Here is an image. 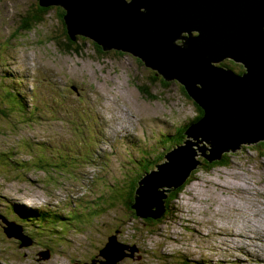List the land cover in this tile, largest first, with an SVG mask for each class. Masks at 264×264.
Instances as JSON below:
<instances>
[{
    "label": "rangeland",
    "instance_id": "1",
    "mask_svg": "<svg viewBox=\"0 0 264 264\" xmlns=\"http://www.w3.org/2000/svg\"><path fill=\"white\" fill-rule=\"evenodd\" d=\"M38 6L0 0V207L37 243L20 248L0 230V264H86L119 229L144 250L140 264H264V147L195 174L163 222L133 216L123 198L196 116L194 102L174 81L151 85L153 71L128 53L102 54L88 39L69 47L61 7L32 23ZM28 208L47 217L25 218Z\"/></svg>",
    "mask_w": 264,
    "mask_h": 264
},
{
    "label": "water",
    "instance_id": "2",
    "mask_svg": "<svg viewBox=\"0 0 264 264\" xmlns=\"http://www.w3.org/2000/svg\"><path fill=\"white\" fill-rule=\"evenodd\" d=\"M39 5L66 10L72 40L80 34L105 51L129 53L164 80L178 82L204 113L187 127V140L138 182L132 205L137 217L161 219L169 194L199 168V157L221 161L244 144L264 141V0H39ZM226 59L247 71L239 75L218 65ZM5 223L8 238L20 240L21 248L33 245L15 222ZM117 233L99 251L102 260L86 264H121L139 253L136 244L119 242ZM49 251L40 260H49Z\"/></svg>",
    "mask_w": 264,
    "mask_h": 264
},
{
    "label": "trees",
    "instance_id": "3",
    "mask_svg": "<svg viewBox=\"0 0 264 264\" xmlns=\"http://www.w3.org/2000/svg\"><path fill=\"white\" fill-rule=\"evenodd\" d=\"M50 9L51 8H42V7H39L38 6L36 8V11L32 14V16H30V19L32 18L31 19V22L32 23L33 22H36V21L41 22V14L50 12ZM66 13H67L66 10H64L63 8L59 9L58 15H59L62 23H64L63 17H65V14ZM26 26H27V24H26ZM25 28H27V27H25ZM63 29H64V31L66 33V36H67L68 40H69V43H70L71 48L72 47H75V49H77L78 46H76V43H78L80 39H88L86 36H83V35L78 34V35H76V40H72L71 37L68 34V30H67V26L66 25H65V27ZM195 34H198V33L196 32ZM88 40H90V39H88ZM94 46L100 52H102L103 54H105V52H109V51L110 52L111 51H119V50H115V49L105 51L103 49V47L97 46L95 43H94ZM102 50H104V52ZM70 52L77 53L78 54V50L77 51L76 50H70ZM120 52H122V51H119V53ZM139 60H140V58H139ZM140 61H141L142 65L144 67H147L142 60H140ZM231 63H232V65L234 67H236L239 70V75H242L245 71H247L246 68L243 71V68L241 66H239L238 64H235L234 62H231ZM147 68H149V67H147ZM149 69L152 70L151 68H149ZM152 71H153V74H154L153 77H151V78L150 77H147L151 85L153 83H161L164 86V88H169L170 87V85H171L170 82L171 81L164 80V78L161 75H159L157 71H155V70H152ZM174 82L175 83H178L176 81H174ZM137 88H138L139 92L142 94V96H144L146 99H148V100H156V99H158V95L152 94V92H151V86L142 84V85H137ZM181 90H182V93L184 94V96L188 100H191L190 97H189V95L187 94V92H186V90H185V88L183 86L181 87ZM8 101H9L8 103L10 104V99H8ZM24 102H25V104H27L26 103L27 102L26 99L24 100ZM194 106H195V109H196V116L193 119L187 121L185 124H183V125H181V126L178 127L176 133L173 135V139L176 142H175V144H171L172 147H174L175 145H180L181 143H183L184 140H185L184 132H185L186 128L191 123L196 122L197 120H200L202 118V116L204 115L203 111L201 110V108H200V106L198 104L194 103ZM24 107L26 108V106H24ZM10 108L11 107H7L5 109H8L9 110ZM0 113L4 114V110L3 109H0ZM245 146H249V144H245ZM260 147H264V142H262V143H260V144H258L256 146V148H260ZM199 160L201 161V164L199 165L200 169L197 170V171H195V172H193L192 177L189 178L183 185H181V186H179L177 188H173L172 194L169 197V198H172L171 200H174V199L178 198V196L184 191L185 187L192 182L193 177L198 172L203 171V172H206V173H210L216 167H219V166H228L231 163L230 160L227 159V154H225L224 157H223V159H222V161H219V162H209L206 158H203V157L202 158L199 157ZM141 175L142 174H140L138 176L137 180L140 179ZM137 180L135 181L134 185L131 187L130 191H128L127 196L125 198H123V200L125 202V206L128 208V211H130L131 206L134 204L133 197H134V194H135V188L137 187ZM171 200H169V201H171ZM167 205H168V201H167ZM26 210L27 211L25 213V218H33V217H42V218H44V217H47L46 216V213L44 211H37V210H31V209H26ZM131 212H132L133 216L136 215V214H134V212L132 210H131ZM29 215H31V216H29ZM167 215H165V217L162 220H159V222H163V220L165 218H168ZM143 222H146V221L143 220ZM150 222H151L150 225L154 224L152 221H150ZM33 224L35 225L36 222H34ZM114 231H113L114 234L116 232H118L117 233V238H118V235L121 234L120 229L119 230H114Z\"/></svg>",
    "mask_w": 264,
    "mask_h": 264
},
{
    "label": "flooded vegetation",
    "instance_id": "4",
    "mask_svg": "<svg viewBox=\"0 0 264 264\" xmlns=\"http://www.w3.org/2000/svg\"><path fill=\"white\" fill-rule=\"evenodd\" d=\"M68 46L71 47L70 44H69ZM158 159H159V160H162L163 157L160 156ZM155 165H156V163L153 164V166H151V167L149 168V170L153 169ZM143 175H144V174H143ZM143 175H142V176H143ZM142 176H141V177H142ZM136 179H137V178H135V179L133 180V184L131 185V187L134 185ZM139 180H140V179H139ZM139 180H137V183H138ZM170 205H171V201H169V199H168V205H167V206H168V209H167V213H168V211H169V209H170ZM11 211L14 212V213H13V216L17 218L18 216L16 215V209H15V207H13V209H12ZM149 220H151V219H149ZM7 221H14V219H13L9 214H7L6 212H4V211L2 210V208L0 207V230H3V232H4V228L7 227V225H6V223H5V222H7ZM114 232H115V231H114ZM114 232L111 233L108 237H110L111 235H113ZM120 232H121V230H120ZM4 234H5V232H4ZM5 235H6V234H5ZM6 236H7V235H6ZM122 236H123V234H119V235H118V241H119V242L124 243V244H130V245H134V244H135L134 242H132V243H126L125 241L122 240ZM108 237H107V239H108ZM107 239H106V241H107ZM33 240H34V239H33ZM16 241H17V243H19L18 240H16ZM106 241H105V243H106ZM20 243H21V241H20ZM105 243H104V245H105ZM36 244H37V243H36V241L34 240V244H33L32 246H30V247H34ZM104 245H103V246H104ZM103 246H101V244H100V248H99V250H100ZM99 250H98V252H99ZM98 252H97V253H98ZM97 253L94 254L93 256H91V259H94L95 257H97ZM139 255L141 256V259H137V257H129V258H126V259L123 261V263H121V264H128V263H136V264H140V263L142 262V259H143L142 256H144V250H143L141 247H139ZM139 255H138V256H139Z\"/></svg>",
    "mask_w": 264,
    "mask_h": 264
},
{
    "label": "clouds",
    "instance_id": "5",
    "mask_svg": "<svg viewBox=\"0 0 264 264\" xmlns=\"http://www.w3.org/2000/svg\"><path fill=\"white\" fill-rule=\"evenodd\" d=\"M41 7V6H40ZM43 8V7H42ZM92 41V40H91ZM96 44V43H95ZM97 45V44H96ZM98 46V45H97ZM95 47V46H94ZM96 48V47H95ZM99 51V50H98ZM103 52H104V50H102ZM100 52V51H99ZM110 52V51H109ZM100 53H102V52H100ZM106 53V52H105ZM123 53H126V52H123ZM103 54V53H102ZM129 54V53H128ZM135 57V56H134ZM135 58H137V57H135ZM138 59V58H137ZM231 62H234L235 64H238L237 62H235L234 60H232V59H228V60H226V61H223L222 63H219L218 65L219 66H221V67H224L225 69H232L235 73H237V74H239V70L236 68V67H234L233 65H232V63ZM239 66H241L242 68H243V71H244V69H245V67H244V65L243 64H238ZM191 99V98H190ZM192 100V99H191ZM193 101V100H192ZM198 121V120H197ZM196 121V122H197ZM187 129V128H186ZM262 142H264V141H262ZM262 142H259V143H257V144H251V145H249V146H252V145H255V146H253V147H256L258 144H260V143H262ZM181 144H183V143H181ZM180 144V145H181ZM178 146V145H177ZM245 146V144L241 147V149L243 148ZM174 147H176V146H174ZM174 147H170V148H167L168 149V151H170V150H172ZM240 149V150H241ZM240 150H238V151H240ZM238 151H236V152H238ZM166 152L167 151H163L162 152V157H163V159L160 161V160H158V162H154V163H152L150 166H148V165H145V166H148V167H151V166H153V164H155L156 163V165H158V164H161V163H163V162H165L166 161V159H165V155H166ZM231 153H235V152H228V153H225V154H231ZM215 162H218V161H215ZM156 165L154 166V168L153 169H151V170H148V171H146L145 173H143L141 176L142 177H140V180L146 175V173H149V172H151L152 170H154V169H156ZM200 169V167L198 168V169H196V170H194L193 172H195V171H197V170H199ZM193 172H192V174H193ZM192 174H191V177H192ZM140 175V173H138L137 174V176H139ZM190 177V178H191ZM194 178V177H193ZM137 180V179H136ZM139 180V181H140ZM138 181V182H139ZM137 186H138V183H137ZM188 186V185H187ZM186 186V187H187ZM185 187V188H186ZM137 188V187H136ZM135 188V189H136ZM172 194V193H171ZM171 194H169V197H170V195ZM134 197H135V194H134ZM134 197H133V200H134ZM168 197V199L169 200H171L172 198H169ZM168 199L166 200V212H165V214H164V216L161 218V219H159V220H162L164 217H165V215H167L168 213H169V211H168V213H167V209H168V206H167V201H168ZM171 202H172V200H171ZM170 207H171V205H170ZM170 210V209H169ZM136 216V215H135ZM137 217V216H136ZM137 218H139V217H137ZM139 219H141V218H139ZM142 221L144 220V219H141ZM159 220H158V223H159ZM36 222V221H35ZM36 224H37V222H36ZM35 224V225H36ZM22 229H23V227H21ZM23 233L25 234V235H27V236H29L26 232H24V230H23ZM30 238H32V240H33V237H31V236H29ZM14 239H16V238H14ZM16 240H18V239H16ZM19 241V247H20V240H18ZM33 244H34V240H33ZM128 245H130V244H128ZM137 245V244H136ZM32 246V245H31ZM138 246V245H137ZM30 247V246H29ZM139 247V246H138ZM21 248V247H20ZM22 248H28V247H22ZM102 249V248H101ZM100 249V250H101ZM99 250V249H98ZM99 250V251H100ZM47 251V250H46ZM98 252V251H97ZM41 253V252H40ZM40 253H38V256H39V259L38 260H40ZM138 255H139V253H138ZM138 257V256H137ZM51 258V257H50ZM91 258V257H90ZM93 260V259H92ZM125 260V259H124ZM123 260V261H124ZM123 261L121 262V263H123ZM78 264H80V263H78Z\"/></svg>",
    "mask_w": 264,
    "mask_h": 264
},
{
    "label": "bare ground",
    "instance_id": "6",
    "mask_svg": "<svg viewBox=\"0 0 264 264\" xmlns=\"http://www.w3.org/2000/svg\"><path fill=\"white\" fill-rule=\"evenodd\" d=\"M234 183V185L236 186V187H238V188H240L241 190H244V188H245V183L243 182V181H240V182H236V181H234L233 182ZM198 185V184H197ZM197 189V187H194V186H191L190 188H189V190L190 191H193V193H195V190ZM201 205V204H200ZM197 206V205H196ZM237 207H239L241 210H244V207H241V206H237ZM238 209V208H237ZM239 209V210H240ZM225 223V222H224ZM223 223V224H224ZM240 223V222H239ZM242 223V222H241ZM222 225V224H221ZM254 226L256 227V225H255V223H254ZM239 230V229H238ZM218 232V231H217ZM248 236V235H247ZM252 238V237H251ZM256 238V237H255ZM258 238H259V236H258ZM252 247V246H251Z\"/></svg>",
    "mask_w": 264,
    "mask_h": 264
}]
</instances>
